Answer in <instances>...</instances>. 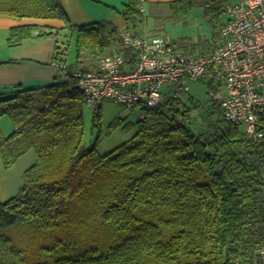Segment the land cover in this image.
<instances>
[{"label":"trees","instance_id":"16d2710c","mask_svg":"<svg viewBox=\"0 0 264 264\" xmlns=\"http://www.w3.org/2000/svg\"><path fill=\"white\" fill-rule=\"evenodd\" d=\"M122 5L125 28L142 36L162 32L168 21L187 23L198 10L212 27V41L173 42L187 53L214 51L230 19L221 20L225 0ZM62 6L59 0H0L2 17L59 19L76 32L70 65L58 40L65 28L34 22L7 34L8 47L55 38L53 58L66 77L0 97V119L13 125L8 135L0 128L1 162L9 170L35 153L17 194L0 202V264H260L264 122L263 136L254 139L228 123L220 99L201 104L189 94L184 102L176 86L155 107L138 104L143 113L130 139L104 154L100 134L87 146L86 103L74 72L98 71L116 53L133 62V49L123 43L125 28L111 20L70 24ZM209 84L212 93L219 89ZM102 103L94 108L93 128L102 126Z\"/></svg>","mask_w":264,"mask_h":264},{"label":"built area","instance_id":"2783aa9c","mask_svg":"<svg viewBox=\"0 0 264 264\" xmlns=\"http://www.w3.org/2000/svg\"><path fill=\"white\" fill-rule=\"evenodd\" d=\"M230 19L222 29L224 42L211 52L176 49L169 35L147 37L127 28L121 37L133 49V62L122 54L108 55L98 71L74 72L84 101L95 108L106 100L127 107H155L164 86L179 87L185 79H204L219 87L228 123L243 127L254 139L263 136L264 0H236L226 5ZM264 264V246L261 249Z\"/></svg>","mask_w":264,"mask_h":264},{"label":"crops","instance_id":"0c3cea01","mask_svg":"<svg viewBox=\"0 0 264 264\" xmlns=\"http://www.w3.org/2000/svg\"><path fill=\"white\" fill-rule=\"evenodd\" d=\"M59 1L68 14L70 24L85 25L103 20H111L120 30L126 27V22L119 11L122 10V4L127 0ZM143 1L144 4H148L171 0ZM197 13H199L198 10H195L193 14ZM192 18L193 16H191L187 22ZM34 22L36 24L49 25L54 28H65L63 32H70L72 36V31L68 27L69 23L67 24L63 20L24 19L21 21L0 16V28L5 27L4 29L6 32L1 34L3 35L1 46L3 57L0 60L5 63L0 67V97L12 96L17 86H22L24 88L40 87L49 82H54L57 79H64L66 77L65 71H61V64L53 58L56 54L55 38H30L26 39L20 46H7L6 38L11 27ZM166 25L167 23L164 27H166ZM164 29L162 32L156 31L149 33L147 36L168 35ZM171 41L174 42V39ZM4 47L7 48L3 50ZM0 128L5 135H8L12 132L13 125L8 121V118L3 117L0 119ZM1 161L2 159L0 156V202H5L19 191L20 185L22 184V174L15 173L14 175L12 173L14 166L19 162L8 170ZM27 164L29 163L27 162Z\"/></svg>","mask_w":264,"mask_h":264},{"label":"rangeland","instance_id":"374dc122","mask_svg":"<svg viewBox=\"0 0 264 264\" xmlns=\"http://www.w3.org/2000/svg\"><path fill=\"white\" fill-rule=\"evenodd\" d=\"M231 3L236 2V0H229ZM193 16L190 21L178 22V21H168L166 27H164L165 32L175 40L187 38V40L197 41L198 39H211L212 41V27L208 20L199 13L191 14ZM230 18L229 13L223 12L221 14V20L225 23L227 19ZM24 20V19H22ZM152 24V22H150ZM5 27L0 28V59L2 56V37L5 32ZM66 33V32H64ZM59 37V45L64 49L67 48V63L73 64L76 60V32L71 35L68 32L65 36ZM64 36V37H63ZM69 39V42L66 38ZM224 39V36L222 34ZM225 40V39H224ZM7 48L4 47L3 50ZM183 85L187 86L188 92L178 91L175 93L182 101L188 102V95L194 96L195 100L201 104L209 102L212 97L213 89L209 82L204 79L191 80L189 78L185 79ZM164 90L167 93L170 88L168 85L164 86ZM84 119H85V136L84 142L88 146L93 143L96 137L100 134V143L98 144L99 152L104 154L120 145L121 143L130 139L138 130V120L142 116L143 106L138 105L135 108L126 107L120 103L113 102L111 100H106L101 105L102 112V126L93 128V115L94 108L89 105L84 107ZM201 108L198 110L199 112ZM10 122V119L8 118ZM114 125V126H113ZM243 128V127H242ZM112 129V130H111ZM111 130V131H110ZM28 160V161H25ZM35 161V153L33 151L28 152L22 159H19L17 165L14 166L12 173L22 174L29 165ZM27 162L29 164H27ZM27 164V165H26ZM22 181V180H21Z\"/></svg>","mask_w":264,"mask_h":264},{"label":"bare ground","instance_id":"6f19581e","mask_svg":"<svg viewBox=\"0 0 264 264\" xmlns=\"http://www.w3.org/2000/svg\"><path fill=\"white\" fill-rule=\"evenodd\" d=\"M225 1H227V2H228V0H225Z\"/></svg>","mask_w":264,"mask_h":264}]
</instances>
